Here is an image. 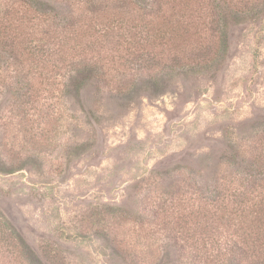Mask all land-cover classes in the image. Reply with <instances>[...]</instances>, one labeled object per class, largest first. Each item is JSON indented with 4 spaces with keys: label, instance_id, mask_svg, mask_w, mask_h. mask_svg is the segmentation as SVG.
<instances>
[{
    "label": "rangeland",
    "instance_id": "1",
    "mask_svg": "<svg viewBox=\"0 0 264 264\" xmlns=\"http://www.w3.org/2000/svg\"><path fill=\"white\" fill-rule=\"evenodd\" d=\"M0 0V264H264V0Z\"/></svg>",
    "mask_w": 264,
    "mask_h": 264
},
{
    "label": "trees",
    "instance_id": "2",
    "mask_svg": "<svg viewBox=\"0 0 264 264\" xmlns=\"http://www.w3.org/2000/svg\"><path fill=\"white\" fill-rule=\"evenodd\" d=\"M135 2H138L137 0H135Z\"/></svg>",
    "mask_w": 264,
    "mask_h": 264
}]
</instances>
